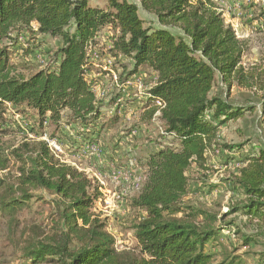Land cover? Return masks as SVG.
Instances as JSON below:
<instances>
[{
  "label": "trees",
  "instance_id": "16d2710c",
  "mask_svg": "<svg viewBox=\"0 0 264 264\" xmlns=\"http://www.w3.org/2000/svg\"><path fill=\"white\" fill-rule=\"evenodd\" d=\"M137 1L156 18L157 27H144L138 5L128 0H107L104 9L91 7L88 0H0V218L9 227L19 226V215L30 202L53 209L48 234L38 226L26 233L20 248L25 264H243L232 255L254 239L226 219L237 212L250 220L264 218V148L254 153L223 145L226 164L236 170L231 185L243 198L240 206L218 217L185 202L195 192L186 172L191 165L203 168L215 151L220 127L243 112L221 97H210L216 75L228 86L242 76L243 46L234 30L214 0ZM105 28L111 31L106 56L126 61L119 63L126 78L117 75L118 83L140 69L150 70L154 83L149 93L164 104L158 116L162 133L142 161L145 180L130 199L136 248L128 250L116 248L106 221L95 213L100 193L92 179L62 162L42 140L45 124L58 127L65 121L73 132L69 144L74 153L98 143L104 103L91 87L99 75L112 78L114 72L96 49ZM24 33L60 40L48 58L53 66L41 65L27 77L17 73L10 54ZM38 47L25 52L32 55ZM117 95L110 98L111 106ZM133 98L129 95L125 102L138 103ZM5 105L14 108L22 123L33 112L35 124L12 125ZM259 107L264 118V94ZM141 109L139 120L150 123L157 110L152 100ZM13 128L22 138L4 146L1 138ZM49 138L61 143L55 133ZM116 144L109 164L118 159ZM224 231L235 243L217 261L220 251L214 249Z\"/></svg>",
  "mask_w": 264,
  "mask_h": 264
},
{
  "label": "rangeland",
  "instance_id": "374dc122",
  "mask_svg": "<svg viewBox=\"0 0 264 264\" xmlns=\"http://www.w3.org/2000/svg\"><path fill=\"white\" fill-rule=\"evenodd\" d=\"M88 1L91 7L104 9L107 5V0ZM128 1L138 5V15L143 21L144 27L155 28L158 26L156 18L142 11L137 0ZM214 2L222 11L225 23L234 30L237 39L241 42L243 54L240 62L242 69L240 80H233L228 86V83L216 75L210 97H221L234 107L242 109L243 112L239 118L220 127L215 151L208 155V160L203 168L191 165L186 172L190 189L195 192L189 194L185 198V202L206 209L220 217L230 208L240 206L243 202L242 196L238 195L231 185L236 170L232 163L226 164L227 151L223 145L241 147L242 151L247 150L254 153L260 148H264V118L260 115L259 107L261 96L264 94V0H214ZM110 35L111 31L108 28L102 30L98 35L99 45L96 49H99L102 54V61L108 59L111 65H114L115 75H121V78L124 79L126 76L122 75L123 70L119 63L123 64L126 61H123L121 57L114 60L110 56H106V54L109 55L110 43L107 37ZM59 43L60 40L49 36L37 35L32 38L29 33H24L18 38L14 46H10L11 63L15 66L17 73L27 77L40 68L44 61L49 62L48 58H53ZM34 45L39 47L34 52L32 51V55L25 52L26 49L31 51L33 49L31 47ZM130 69L131 66L128 65L126 72ZM134 75L142 76L144 86L152 82V77L154 80V74L147 69H140ZM130 77L133 78V76ZM97 79L98 86L110 87L112 83L110 75H99ZM129 93L131 96H138L134 87H130ZM113 94L114 92L110 91L102 99L104 104L101 109L102 118L99 120V124L102 125L103 129L98 139L101 151H103L102 159L107 162L109 156L114 157L112 149L119 142L118 155L120 158H118L117 164L123 165L132 155L139 167L143 169V159L158 143L157 126L153 122L142 123L139 120L142 102L127 104L126 100L123 99L122 108H119L118 113L115 112L110 104V98ZM135 98L131 101L133 102ZM5 109V116L13 122L12 125H15V122L22 126L25 124L34 125L36 122V116L33 112L29 111L28 118L22 123L20 116L16 114L12 106L5 105ZM115 117H117L116 120H114ZM13 129L15 132L13 131L10 135L1 138L4 146L15 145L21 140L22 135L16 128ZM43 132L45 133L42 137L44 141L51 140L49 138L51 133H55V136L60 138L59 148L61 152H57V154L62 161L74 164L90 177L99 171L107 173L100 168V165L96 164L93 156H77L71 149L69 150V137L73 132L69 126H66L65 121H62L58 127L50 123L45 124ZM129 151L130 153L127 154ZM11 172H14L13 168H11ZM106 183V189L112 193L115 186L114 182L108 178ZM197 189L201 190L198 191ZM43 195L49 199L46 194ZM134 195L135 192L130 190L125 197L127 202L120 206H108L102 202L96 204L95 213L106 221V229L114 237L118 250L136 248V241L130 229L135 218V212L130 206V199ZM52 212L53 209L50 206L40 202H30L29 207L19 215V226L9 227L7 220L0 218V264H25L24 260L20 258V248L24 245L26 233L32 227L38 226L43 235L48 234ZM226 220H234L237 227L245 235L254 239L248 248L238 250L232 256L241 258L243 264H259L264 257V218L262 221L250 220L237 212L231 214ZM223 234V238L219 241L218 247L220 249H214L220 251L216 258L217 261H222L225 252L228 253L232 249L230 243H235V238L227 237L225 231Z\"/></svg>",
  "mask_w": 264,
  "mask_h": 264
},
{
  "label": "built area",
  "instance_id": "2783aa9c",
  "mask_svg": "<svg viewBox=\"0 0 264 264\" xmlns=\"http://www.w3.org/2000/svg\"><path fill=\"white\" fill-rule=\"evenodd\" d=\"M108 63L111 64L110 61H108ZM42 64L44 67H49L53 65L52 61L49 62L44 61ZM56 67L57 64L54 65V68ZM130 78L127 79V81H125L124 83L120 84L118 83L117 76L115 75L114 72H112V83L110 87L93 85L91 87V90L94 92L95 96L100 99H104L110 91L114 92L115 95L120 94L115 97V103L112 105L113 109L116 108L119 109L122 108L124 100L130 95L129 93L130 87H134L138 93V96L133 95V97L137 98L138 103L142 102L140 106L143 107V105L146 104L149 99H151L153 105L157 108L151 122L156 124L158 133H162V127L158 120V116L160 115V109L164 107V104L161 100L152 98L149 93V90L153 86L154 82L152 81L148 85L144 86L142 76L137 77L133 75V78L132 79ZM142 110L143 109H141V111ZM45 142L47 143L51 151L55 154V156L59 157L57 152H61L59 148L60 143H58L56 140L53 139H51L50 141L46 140ZM71 150L73 151V149ZM75 154L77 156H82V157L93 156L94 160L96 161V164L100 165V168L107 172L105 173L99 171L96 174H93L92 175L93 177H90V175H88L85 171L78 169L74 164H69L70 166L75 167L79 171L86 173L88 177L92 179V181L94 182L95 186L97 187L100 193L98 199L99 203L102 202L104 204H107L108 206H113V207H115L114 205L117 206L124 205V203L127 202L125 197L128 194V192L130 190L134 191L135 193L138 192L145 180V170H143L145 168L142 169L141 167H139L137 161L132 157V155H130V157L123 165L117 164L118 159H116L114 163L109 164L102 159L101 146L99 143H93L83 146L79 148L78 152ZM118 158L120 157L118 156ZM62 162L68 164L65 161ZM106 177L111 179L115 184L112 193H110L106 189L107 186L106 179H108ZM106 230L107 232H109L108 229Z\"/></svg>",
  "mask_w": 264,
  "mask_h": 264
}]
</instances>
